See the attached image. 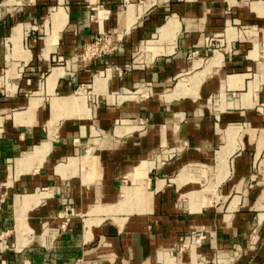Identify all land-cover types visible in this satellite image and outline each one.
<instances>
[{"label":"crops","instance_id":"0c3cea01","mask_svg":"<svg viewBox=\"0 0 264 264\" xmlns=\"http://www.w3.org/2000/svg\"><path fill=\"white\" fill-rule=\"evenodd\" d=\"M0 240L4 264H264V0H0Z\"/></svg>","mask_w":264,"mask_h":264},{"label":"built area","instance_id":"2783aa9c","mask_svg":"<svg viewBox=\"0 0 264 264\" xmlns=\"http://www.w3.org/2000/svg\"><path fill=\"white\" fill-rule=\"evenodd\" d=\"M115 50V43L112 39L105 35H100L96 37L91 43L84 46L83 51L80 55V59L82 61H91V60H98L105 56L110 55ZM133 95L140 96L143 99L150 98V92L148 91V86L143 88H137L136 90L130 92ZM45 191V189H42ZM72 216V212L68 209L63 211V214L58 215L59 219H62L63 222L59 225L60 230H65V227L69 221V217ZM205 235L201 233L192 234L188 237V242L183 246L184 248H195L199 246L203 241H205ZM1 240H0V247H1ZM240 257V251L236 248H232L225 252L224 258L227 264H231L233 261ZM215 261L212 264H219V260L221 257H215ZM0 264H4L0 262Z\"/></svg>","mask_w":264,"mask_h":264}]
</instances>
